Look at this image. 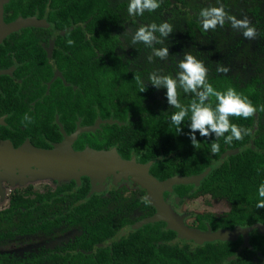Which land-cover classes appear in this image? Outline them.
<instances>
[{
  "label": "flooded vegetation",
  "instance_id": "af4514ba",
  "mask_svg": "<svg viewBox=\"0 0 264 264\" xmlns=\"http://www.w3.org/2000/svg\"><path fill=\"white\" fill-rule=\"evenodd\" d=\"M216 3L217 0H160L154 10L129 15L128 0L4 2L2 17L6 24L19 20L31 22L11 30L0 40V142H9L14 148L30 144L53 150L68 136L95 125L101 119L95 129L79 132L71 143L75 151L115 149L135 166L152 162L149 172L161 181L177 175L191 177L201 174L185 173L191 169L192 160H187L186 170L177 160L181 164L177 169L173 166L177 172L168 174L169 170L164 169L168 175L163 176L154 168L155 163L163 158L162 152L151 157L156 151L153 144L114 140L110 133L113 128L109 129L108 123L119 126L126 123L125 132L132 135L130 120L133 117L160 116L166 102L164 84L161 81L154 85L149 74L175 76L184 52H192L204 62L207 80L211 54L226 64L227 51L235 52V42L242 33L239 28H232L231 22L227 27V18L223 25L202 30L199 10ZM219 3L226 13L234 12L237 18L246 16L257 21L264 17L252 10L258 0H219ZM261 7H264V1ZM162 19L172 25L173 30L167 36H161L153 29L157 39L150 44L133 41V33L140 23L155 22L158 25ZM165 45L168 55L164 58L156 56L154 49ZM252 57L255 58L254 54ZM257 64L258 61L256 64L243 61L242 55L238 51L235 53V66L241 75L247 78L259 75ZM141 81L146 85L144 90H141ZM116 113L128 120L114 118ZM37 170L32 166L26 174L18 167L7 168L0 160V224L10 216L18 222L20 208L30 214L45 215L39 222L45 224L28 232H21L18 225L11 228L0 225V235H4L0 237V260L14 262L19 258H32L34 254L67 256L79 251L96 256L108 248L113 249L115 242L121 241L127 233L145 230L147 223H161L162 230L170 229L164 220L142 223L157 212V207L147 198L148 189L131 173L118 175V171L111 170L93 183L86 170H80L78 179L59 177L58 172L59 175L42 176L36 173ZM203 178L174 183L172 190H164V198L180 215L184 213L179 207L187 209L195 200L208 199L206 204L213 205H204L203 210H197L196 216L186 217L185 222L201 230H217L219 228L213 229L210 225L209 218L225 217L231 205L225 198L208 193L194 197L195 187L200 186ZM92 204L95 208L90 213L88 208ZM105 210H116V216L122 214L125 221L97 222V211ZM121 222L125 223L115 233L107 232L91 247L84 245L91 230L116 228L115 224ZM201 222L206 228L199 227ZM256 223L263 222L256 221L251 225ZM255 229L259 230L255 227L250 233ZM176 234L177 239L195 242ZM156 241L161 243L164 239Z\"/></svg>",
  "mask_w": 264,
  "mask_h": 264
},
{
  "label": "trees",
  "instance_id": "16d2710c",
  "mask_svg": "<svg viewBox=\"0 0 264 264\" xmlns=\"http://www.w3.org/2000/svg\"><path fill=\"white\" fill-rule=\"evenodd\" d=\"M252 10L258 16H264V7L261 2ZM229 15L234 12L228 11ZM255 28L253 37H241L235 42V52L228 50L226 53V64L222 63V59L214 57L210 59L209 82L217 90H223L229 86L233 87L242 95L247 96L255 106V111L248 117L230 115L229 120L235 122L242 129L247 128L249 132L243 133L240 139L233 138L230 142H225L223 136L216 137L214 131H210L207 136H201L199 130H195L197 144L194 146L187 133L188 117L186 116L180 124V132H176V126L173 125L168 117L174 111L176 106L167 103L165 98V107L160 116L141 115L133 117L130 126L134 132L129 135L125 132L127 124L118 125L116 123L109 124L111 135L114 140L125 141L139 140L146 145H154L156 151L151 157L163 154V158L158 160L154 168L160 170L163 176L173 174L177 171L173 170L184 165L187 167V160H192L191 169L185 173H201L210 167L209 173L200 182V186H196L194 197L200 194H211L213 197L225 198L231 205V210L227 212L223 218H209L210 225L213 229L217 228H234L236 225L247 226L256 221L264 223V207L257 208L256 201L264 199L257 195V186L264 180V17L258 18L257 21L249 20ZM227 27L230 21H226ZM233 28V27H232ZM231 28V29H232ZM242 33V31H241ZM255 42V44H254ZM242 44V47L239 45ZM255 46H258L256 48ZM254 47V48H253ZM253 48V50H252ZM239 52L242 59L257 64L259 75H253L247 78L239 73L235 66V53ZM254 54L255 58L252 57ZM218 66H225L226 71H217ZM164 91V90H163ZM194 93L185 92L180 85L177 87V99L181 106L187 108L192 101ZM215 102V97H206L205 102ZM107 103V101H104ZM114 118L120 121L128 120L126 116L121 114L115 115ZM105 134H109L105 131ZM140 134H144L141 136ZM228 133H225L227 135ZM110 136V135H109ZM137 139L134 140V137ZM108 137V136H106ZM107 141L110 143L109 138ZM212 142L219 144V150L212 152L210 145ZM243 147L241 152L228 155L226 150L235 147ZM161 149V150H160ZM151 150V149H149ZM152 151V150H151ZM224 155V156H223ZM223 156V158L221 157ZM177 160L181 163L179 164ZM199 161H205L199 163ZM164 169H168V174L164 173ZM186 186V185H179ZM88 211L95 208V204L91 205ZM93 212V211H92ZM90 212V213H92ZM116 210L97 211V222L101 221H125L122 214L116 216ZM19 221H15L13 216L9 220L3 219L0 225L10 227L18 225L21 232H28L45 223H39L45 215L42 213L30 214L20 208L18 212ZM201 219V218H200ZM162 221V220H157ZM125 222L115 224L116 228L103 227L104 229L91 230L87 236L88 240L85 246L91 247L94 242L99 241L102 236L108 233H115L118 227ZM146 229L132 231L124 235L119 242H115L113 249H106L96 256L86 254L81 251L67 256L51 253L48 256L32 255V258H19L11 262L2 259L1 264H264V233L255 229L249 234L248 240L245 236H240L236 240L223 241L213 240L206 241L202 244L194 242L187 243L177 239V232L174 229L168 231L161 229V223L148 224ZM200 228H206L203 222ZM11 228V227H10ZM4 235H0L3 237ZM162 238L163 242L158 243L156 240Z\"/></svg>",
  "mask_w": 264,
  "mask_h": 264
},
{
  "label": "clouds",
  "instance_id": "9594fccd",
  "mask_svg": "<svg viewBox=\"0 0 264 264\" xmlns=\"http://www.w3.org/2000/svg\"><path fill=\"white\" fill-rule=\"evenodd\" d=\"M160 0H128L127 11L129 15L133 13L139 15L145 10L151 11L159 6ZM202 30L206 31L210 28H215L217 24L223 25L225 18L231 22L233 28H239L243 36L253 37L255 28L245 16L237 18L234 15L226 13L224 6L219 3L202 7L198 13ZM153 29H156L161 36H167L171 32L172 25L167 20L162 19L157 25L155 22L140 23L133 33V41H143L145 44H150L154 36ZM70 42V41H69ZM155 55L164 58L168 55L167 45L158 49H154ZM151 59V56L148 57ZM176 75L164 74L162 76L149 74V79L154 85H159L161 81L166 87L164 93L167 103L178 108L170 114L168 119L176 126V132H180L181 121L187 116L188 128L190 131L187 135L190 137L191 143L197 144L196 132L199 130L201 136H207L210 131H214L216 137L223 136L225 142H230L233 138L240 139L243 133L249 132V129H242L235 122L229 120L230 115L248 117L255 111V106L251 100L229 86L223 90H217L206 79L207 68L204 62L192 52H184L182 58L178 61ZM226 71L225 66H218L217 71ZM178 77V79H177ZM146 88L143 82H140ZM178 84L185 92L194 93L192 101L187 105V108L181 106L177 99ZM206 97H215L213 103L205 102ZM225 133H228L225 135ZM212 152L219 150V144L212 142L210 145ZM257 195L264 198V180L257 186ZM256 207H264V199L256 201Z\"/></svg>",
  "mask_w": 264,
  "mask_h": 264
},
{
  "label": "water",
  "instance_id": "95a60500",
  "mask_svg": "<svg viewBox=\"0 0 264 264\" xmlns=\"http://www.w3.org/2000/svg\"><path fill=\"white\" fill-rule=\"evenodd\" d=\"M6 1L8 0H0V40L11 30L31 22L28 20H19L11 24H6L2 17L3 3ZM101 121L100 119L95 125L87 128L84 127L68 136L63 144L53 150L33 147L30 144H24L21 147L14 148L9 142H0V160L3 161V164L6 165L7 168L18 167L24 170L26 174L30 172V167L34 166L38 169L36 173L42 176L61 174L59 177H73L78 179L80 170H86L88 171V175L92 178L93 183L98 179L100 171H102L101 175L105 174L104 171L111 170L118 171V175L131 173L141 185L148 189L147 198L157 207V212L142 220V223L164 220L171 229L177 231L179 237L193 239L200 244L213 240H236L240 235H244L246 240H248L250 231L255 227L264 233L263 223H256L247 227L237 225L232 229L219 228L217 230H212L209 228L207 230H201L197 227L187 225L183 217L166 202L163 193L164 190H172L174 183L197 181L207 174L210 167L199 175L191 177L177 175L161 181L149 172V167L152 162H148L141 166H135L131 160L128 161L122 158L115 149L94 150L86 148L81 151H75L71 143L77 138L79 132L81 130L95 129L100 125ZM240 150H242L241 147L230 149L226 154L232 155L240 152ZM57 169H61V171H57Z\"/></svg>",
  "mask_w": 264,
  "mask_h": 264
},
{
  "label": "rangeland",
  "instance_id": "374dc122",
  "mask_svg": "<svg viewBox=\"0 0 264 264\" xmlns=\"http://www.w3.org/2000/svg\"><path fill=\"white\" fill-rule=\"evenodd\" d=\"M104 172H105V174L104 175H101L102 171H100L99 176H98V180L99 181L107 173H110L109 171H104ZM207 200L208 199H203V200L198 199V200H195L194 203H192L193 205L190 208H187V209L186 208L179 207V209H182V212L184 213V214H181L182 217H183V219H184V222H185L186 217L191 218L192 216H196L198 214V211L197 210H203L202 208H204V205H210V206L213 205V204H206L207 203L206 202ZM217 206L219 207V205H217ZM187 210H190V212H186Z\"/></svg>",
  "mask_w": 264,
  "mask_h": 264
}]
</instances>
